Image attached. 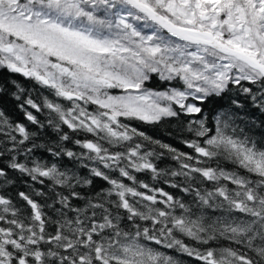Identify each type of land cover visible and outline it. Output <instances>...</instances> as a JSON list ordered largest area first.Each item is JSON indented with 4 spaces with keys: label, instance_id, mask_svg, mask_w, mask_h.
<instances>
[{
    "label": "snow or ice",
    "instance_id": "1",
    "mask_svg": "<svg viewBox=\"0 0 264 264\" xmlns=\"http://www.w3.org/2000/svg\"><path fill=\"white\" fill-rule=\"evenodd\" d=\"M0 70V264H264V0H0Z\"/></svg>",
    "mask_w": 264,
    "mask_h": 264
},
{
    "label": "trees",
    "instance_id": "2",
    "mask_svg": "<svg viewBox=\"0 0 264 264\" xmlns=\"http://www.w3.org/2000/svg\"><path fill=\"white\" fill-rule=\"evenodd\" d=\"M16 81L21 87L25 89V96H27L29 93L31 94V97L37 102L42 103L43 98L47 96L49 99H52L53 97L51 94L46 90L40 88L38 85H35L32 81H28L22 76L16 75V74H9L5 70H0V84L6 85V92L0 94V109L5 110L8 115L14 119V120H20L22 119V114L19 112V109L17 108V102L12 99L10 93L15 90L14 86L12 85L11 81ZM151 86V85H149ZM223 103V102H222ZM212 104H208L205 106L206 114L208 113V110L212 108ZM218 110V109H217ZM36 115L39 117L40 120L45 121L46 116L43 113H36ZM131 125L133 127H136L138 130L143 131L146 135L150 136L153 139L160 140L164 143L170 144L173 147L179 149L180 151L189 152L190 150L187 149L184 144L182 143L183 138L188 136V133L181 130V126L179 122L176 120L171 121H164L160 125H146L141 124L136 121H132ZM66 130V129H65ZM50 134H52L50 132ZM74 138H81L83 139V134H80L78 137ZM69 147H73V145H69ZM222 164L226 167H232L231 165L226 164L225 162H222ZM161 167L165 166H174V162L165 158L163 163L160 164ZM18 175V174H17ZM139 180H142L149 184H156L157 186L164 187L165 190L174 192L175 190L168 188L164 183L163 180L159 182H154L151 180L150 174L145 173H139L136 174ZM25 179H15V182L13 185L8 186L7 190L3 193L8 196H10L14 201L17 200V192L18 191H30L29 184L31 183L28 181L25 183ZM127 182V181H126ZM106 186L103 181L97 180L95 183V187L97 190H99L100 187ZM35 187L39 188L40 185H36ZM178 194V193H177ZM39 199V198H37ZM185 261H187V257L183 258Z\"/></svg>",
    "mask_w": 264,
    "mask_h": 264
}]
</instances>
